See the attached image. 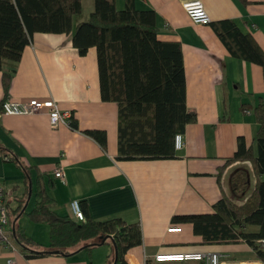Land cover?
I'll return each instance as SVG.
<instances>
[{
	"label": "crops",
	"instance_id": "0c3cea01",
	"mask_svg": "<svg viewBox=\"0 0 264 264\" xmlns=\"http://www.w3.org/2000/svg\"><path fill=\"white\" fill-rule=\"evenodd\" d=\"M212 21L233 18L264 49V0H203ZM87 19L95 0H82ZM127 0H116L118 9ZM138 8L152 9L162 40L181 42L184 56L187 104L197 120L186 124L185 145L173 157L127 159L119 156V110L116 100L101 95L98 51L85 54L73 42V31H35L24 48L6 92L0 69V101L8 97L26 101L32 97L55 98L74 114L77 126L50 122L48 111L21 115L0 112V184L12 227L44 246L50 244L51 227L36 221L30 212L37 200V179L42 178L54 209L74 215L71 201L78 198L85 220L120 218L139 222L143 242L122 255L127 264H204L203 260L157 261L159 251H219L222 262L264 264L247 241L206 242L194 225L176 216L213 213L224 195L243 204L255 188L257 177L251 160L228 163L238 137L253 144L260 126L256 106L264 104V66L233 55L208 24L193 21L184 0H136ZM105 132V145L86 131ZM9 157V158H8ZM249 162L250 165H245ZM63 165L66 181L55 176ZM247 170L250 185L235 194L232 174ZM264 178V174H263ZM31 188V189H30ZM77 219V218H76ZM79 220V219H77ZM172 223L182 231L169 232ZM257 230V225H251ZM0 244V264L9 257L16 264H115L116 247L111 237L69 254H31Z\"/></svg>",
	"mask_w": 264,
	"mask_h": 264
},
{
	"label": "trees",
	"instance_id": "16d2710c",
	"mask_svg": "<svg viewBox=\"0 0 264 264\" xmlns=\"http://www.w3.org/2000/svg\"><path fill=\"white\" fill-rule=\"evenodd\" d=\"M83 12L82 0H0V69L8 92L12 77L24 48L35 31H73V42L82 54L96 46L100 72L101 95L104 100H116L119 110V156L127 159L173 157L175 135L186 124L197 120V114L187 104V85L182 45L179 41L158 37L152 9L138 8L136 0H127L118 9L116 0H95V7L87 19L74 18ZM212 25L230 52L264 66V49L250 32H244L233 18L212 21ZM6 95L0 101V112ZM260 126L256 134L257 152L253 144L238 137L235 154L228 163L251 160L257 182L243 204L227 195L215 204L213 213H194L176 216L194 225L206 242L243 239L264 260V104L256 106ZM73 126H77L73 122ZM105 145L102 130L86 131ZM37 200L31 218L46 221L51 227V241L47 246L26 235L16 227V241L31 254H69L83 245L92 246L113 239L118 264L123 253L143 242L139 222L120 218L107 221H80L62 215L54 209V199L42 178L36 180ZM250 185L247 170L232 174L235 194ZM257 225V230H251Z\"/></svg>",
	"mask_w": 264,
	"mask_h": 264
},
{
	"label": "built area",
	"instance_id": "2783aa9c",
	"mask_svg": "<svg viewBox=\"0 0 264 264\" xmlns=\"http://www.w3.org/2000/svg\"><path fill=\"white\" fill-rule=\"evenodd\" d=\"M184 7L193 21L198 23L208 24L212 21L203 0H184ZM48 111L50 122L57 127L61 124L73 126L74 114L69 109L60 107L55 98L42 99L32 97L26 101L15 100L10 97L4 100L2 112L8 114L28 115L39 111ZM185 145L184 133L178 132L175 135L174 146L176 150L181 149ZM9 158V157H8ZM55 176L66 181V173L62 164L56 167ZM74 215L79 220H85V213L78 198L71 201ZM183 225L172 223L168 227L169 232L182 231ZM259 243L264 248V237L259 239ZM0 244L10 248L16 252L19 249V243L14 236L13 227L9 215V210L6 200V189L0 184ZM157 261H186V260H203L205 264H239L236 261L222 262L221 253L219 251H159L155 253ZM2 264H16L14 257H9ZM118 264V262H115Z\"/></svg>",
	"mask_w": 264,
	"mask_h": 264
},
{
	"label": "rangeland",
	"instance_id": "374dc122",
	"mask_svg": "<svg viewBox=\"0 0 264 264\" xmlns=\"http://www.w3.org/2000/svg\"><path fill=\"white\" fill-rule=\"evenodd\" d=\"M182 148H183V147H182ZM182 148H181V149H182ZM245 165H250V164H249V162H247ZM186 261H190V260H186ZM116 262H118V261L116 260ZM204 264H205V263H204Z\"/></svg>",
	"mask_w": 264,
	"mask_h": 264
},
{
	"label": "water",
	"instance_id": "95a60500",
	"mask_svg": "<svg viewBox=\"0 0 264 264\" xmlns=\"http://www.w3.org/2000/svg\"><path fill=\"white\" fill-rule=\"evenodd\" d=\"M31 189V188H30ZM13 231H14V233H15V231H16V227L15 226H13Z\"/></svg>",
	"mask_w": 264,
	"mask_h": 264
}]
</instances>
